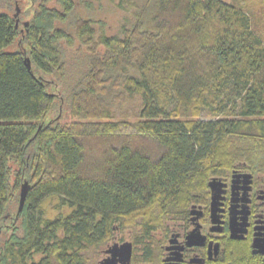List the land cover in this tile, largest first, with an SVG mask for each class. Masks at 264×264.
<instances>
[{
  "label": "trees",
  "instance_id": "16d2710c",
  "mask_svg": "<svg viewBox=\"0 0 264 264\" xmlns=\"http://www.w3.org/2000/svg\"><path fill=\"white\" fill-rule=\"evenodd\" d=\"M255 1L119 0L114 35L75 11L91 0H27L22 33L0 14V264H98L118 226L147 232L211 170L264 162ZM66 50L86 61L67 96Z\"/></svg>",
  "mask_w": 264,
  "mask_h": 264
},
{
  "label": "flooded vegetation",
  "instance_id": "af4514ba",
  "mask_svg": "<svg viewBox=\"0 0 264 264\" xmlns=\"http://www.w3.org/2000/svg\"><path fill=\"white\" fill-rule=\"evenodd\" d=\"M152 220L147 232L118 226L97 263L112 257L113 246L129 244L128 261L116 256L114 264H264V162L211 170L200 191Z\"/></svg>",
  "mask_w": 264,
  "mask_h": 264
},
{
  "label": "rangeland",
  "instance_id": "374dc122",
  "mask_svg": "<svg viewBox=\"0 0 264 264\" xmlns=\"http://www.w3.org/2000/svg\"><path fill=\"white\" fill-rule=\"evenodd\" d=\"M257 2L258 3H256L255 1L256 5L253 9L254 12H256L258 20L260 22V27L263 30L262 37L264 44V1L259 0ZM76 4L77 5L75 11L82 16L89 18L91 17L94 20V26L98 27L99 25H103L105 33L107 35L116 34L121 23L123 22V19L125 17H129V14L125 13L119 7V0H100L99 2L91 0L92 11H87L86 7L82 6L80 3ZM28 11L30 12L31 8L28 7L27 0H0V14L8 12V14L13 16L16 20L17 26L20 27L19 31L21 33L24 27L23 25H25V23L27 24L29 20ZM77 55L78 54H75V51L73 50H66V52H64V61L66 63L67 74H69V76L65 77V79L60 83V87L63 88L66 96L67 93H69L71 84L73 82V79L71 77H75V75H77L84 68V63H86L84 59V53L82 54L83 56ZM85 69L86 67L84 68V70ZM70 73L73 75H71ZM221 117L222 116L217 117L214 113L206 109H203L200 114V119L204 121ZM54 206V199H46V201H44L43 208L46 210L48 217H52L57 214V212L53 210ZM63 211L64 213H66L68 210L64 209Z\"/></svg>",
  "mask_w": 264,
  "mask_h": 264
},
{
  "label": "water",
  "instance_id": "95a60500",
  "mask_svg": "<svg viewBox=\"0 0 264 264\" xmlns=\"http://www.w3.org/2000/svg\"><path fill=\"white\" fill-rule=\"evenodd\" d=\"M27 68L30 69V65L27 61ZM212 185H213V182H212ZM27 184L24 183L22 186H21V189H20V194H19V202H18V210H17V214H19L23 208V205H24V202H25V197H26V193H27ZM130 251H131V248H130V245L129 244H123L122 246L120 247H117V246H113L110 250L111 254H112V257L108 260H106L104 262V264H114L115 262V257L116 256H122L123 260H126L128 261L129 259V255H130Z\"/></svg>",
  "mask_w": 264,
  "mask_h": 264
}]
</instances>
